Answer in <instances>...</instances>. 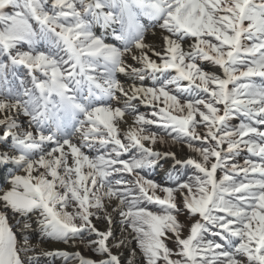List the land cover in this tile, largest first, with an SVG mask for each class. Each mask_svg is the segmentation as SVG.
I'll return each mask as SVG.
<instances>
[{
	"label": "snow or ice",
	"instance_id": "snow-or-ice-1",
	"mask_svg": "<svg viewBox=\"0 0 264 264\" xmlns=\"http://www.w3.org/2000/svg\"><path fill=\"white\" fill-rule=\"evenodd\" d=\"M154 28L160 50L145 42ZM0 146L15 165L3 209L103 259L55 255L122 264L113 247H127V264H264V0H0ZM169 158L193 174L169 173L172 186L144 174ZM30 251L0 211V264Z\"/></svg>",
	"mask_w": 264,
	"mask_h": 264
},
{
	"label": "bare ground",
	"instance_id": "bare-ground-1",
	"mask_svg": "<svg viewBox=\"0 0 264 264\" xmlns=\"http://www.w3.org/2000/svg\"><path fill=\"white\" fill-rule=\"evenodd\" d=\"M107 30L108 29H103V31L105 33H106ZM145 42L148 43V44L155 45L156 49L160 50L163 47V43H164L163 40H162L161 30L159 28L150 29L145 35ZM128 63H134V62L129 60ZM215 69H218V67H215ZM120 78H121L122 81H125L126 83H130L131 82V81H127L126 78L122 74L120 75ZM21 119L25 120L26 118L21 117ZM125 120H127L129 124H131L132 121H133L132 117H130L129 115L125 116ZM120 127L123 129L125 127V125L122 124V125H120ZM169 145L171 146V148L169 147ZM164 147L165 148L169 147L171 150L177 151L178 158H180V159L185 158L186 155L191 154L186 146H182L180 144H176V145L168 144V145H165ZM162 148H163V146H162ZM0 150H3V146H0ZM173 163H174V161L171 160L170 158L165 161V165H167V166H170ZM12 165L15 168L14 163L11 162V161L7 162L6 164L0 163V183L3 182L6 177H8V173H10L11 171L7 172V170L8 169L10 170V167H12ZM10 212H12V211L10 210ZM17 215L12 214V218L14 219V223H16L17 220H19V222L16 223V225H15V228H16L19 236L24 237V236H26V235H28L30 233L31 234H36L37 237L44 236L39 224L36 222V216H33L31 218V220L29 221V223L31 224V227L29 229L24 230V229L21 228V225L24 223V220L20 221V219H17ZM113 215H114V219H115V223L112 225V230H113V233H114V237L116 239H120L122 237V234L123 235H127V232H123L122 233V228L124 226H122L121 223H120V219L121 218L119 217V215L115 214V213ZM18 217H19V215H18ZM93 223L96 224V226L101 231H106L107 228H108L107 222L104 221V220L95 219V220H93ZM186 234H187V232L185 231V235ZM29 238L28 239H29V243H30L31 246L33 245V247H34V245H35L37 248L39 247L43 251V252H38V253H30L29 255H27V257H32V259L29 260L30 264H45L46 261L44 260L45 259L44 257H49V255H45V253H53V252L59 251V250H67V251L72 250V249L76 250V248H73V247H70V246H65L62 242H60L58 240L57 241H46V242H43L41 240L38 241V239H36L35 237H34V239L32 237H29ZM89 239H97V237L94 236V235H90ZM110 241L111 242L112 241L115 242V240H112V239H110ZM110 244H113V243H110ZM133 244H134V241L132 242L131 247H132ZM117 252L121 253L122 264L123 263L127 264V259H128L129 255H130L129 249L127 247H125V248H122V249H118ZM92 255H94V256H92ZM88 256L89 257H94V258L96 257L95 259H97V260L103 258L102 256L96 255L93 252H90V254ZM139 260H140V257L138 256L137 257V264H139ZM67 264H79V263H78V261H72V262H69Z\"/></svg>",
	"mask_w": 264,
	"mask_h": 264
},
{
	"label": "rangeland",
	"instance_id": "rangeland-1",
	"mask_svg": "<svg viewBox=\"0 0 264 264\" xmlns=\"http://www.w3.org/2000/svg\"><path fill=\"white\" fill-rule=\"evenodd\" d=\"M203 66H204V68L206 69V70H209V67H208V63L206 64H203ZM210 71H216V72H218L219 71V73H221L222 74V71L218 68V69H215V67L213 68V69H210ZM119 78H120V76H119ZM121 79V78H120ZM125 116H128V114H126ZM130 117H132L131 115H129ZM132 119H133V117H132ZM238 123V122H237ZM162 146H163V148H162ZM165 145H160V144H158V145H156L155 147H156V149L157 150H159V151H167V150H171L170 148H171V146L169 145V147L168 148H165L164 147ZM171 151H173V150H171ZM174 152H176L177 153V151H174ZM189 155H192V153L191 154H189ZM189 155H186V157L185 158H182V159H186L187 158V156H189ZM235 162H237V163H241V160H239L238 159V157L236 158V161ZM161 163H162V165H163V167H164V165H165V161H161ZM167 166V165H166ZM166 166H165V169H166ZM174 166H177L176 168H179V167H181V165H175V163H173V164H171L170 166H167V170L169 169V168H172V167H174ZM163 167H157L156 168V170H157V176H158V172H159V175H160V173H162V171H160V169H162ZM189 168H191V167H189ZM15 168H14V166L12 165V167H10V170L8 169L7 170V172H9V171H13ZM223 173L222 172H219L218 171V176H220V175H222ZM4 182V181H3ZM3 182H1V183H3ZM158 194H161L162 195V193H158ZM69 210L71 211L72 209H71V207L69 208ZM0 211H6L7 212V215H8V217H9V223H10V225H12V227H13V230L17 233V237H18V239L19 240H21V242H22V240H23V237L22 236H19V234H18V232H17V230H16V228H15V225H16V223H18L19 222V220H15L16 221V223H14V219L12 218V214H14V213H12V212H10V209H3V207L0 205ZM15 215H17V214H15ZM17 219H20V221L21 220H23L20 216L18 217V215H17ZM180 219L183 221V220H185V217L184 216H181L180 217ZM93 220H95V218H93ZM29 222V221H28ZM86 235H88L87 233H86ZM28 238L29 237H32L33 239H34V237L36 238V239H38V241H43V242H46V241H57V240H55V239H52V238H50V237H47L46 235H44V236H39V237H37L36 236V234H28V235H26ZM90 237V235H88V238ZM30 239V238H29ZM35 241V240H34ZM60 242H62L65 246H70V247H73V248H76V250H74V249H72V250H69V251H67V250H59V251H66V252H68V253H75V252H80L83 256H85L86 258H91V259H94V260H97V259H95L94 257H89L88 255L90 254V252H93V251H91V250H89L87 247H85L83 244H81L80 243V240L79 239H77L75 242H73V241H69L68 243H64L63 241H60ZM109 243H115V242H109ZM132 247L133 248H136V244H135V242H134V244L132 245ZM169 247H173V248H175V244L173 243V242H169ZM117 248H115V247H113V252L114 253H116L117 252ZM137 251L139 252V250H138V248H137ZM38 252H43L42 250H41V248H37L35 245H34V247H33V245H32V251H30V252H28L26 255L25 254H22V256H24V258H25V261H26V264H30L29 263V260L27 259V255H29L30 253H38ZM56 252H58V251H55V252H53V255H49V257H44L45 259V261H46V263L45 264H67V263H69V262H72V261H78V263H79V260L78 259H72V258H65V257H63V256H59V255H55V253ZM93 253H95V252H93ZM96 255H99V254H97V253H95ZM92 256H94V255H92ZM101 259H103V258H101ZM98 260H100V259H98ZM124 264V263H123ZM139 264H143V261H142V258L140 257V260H139Z\"/></svg>",
	"mask_w": 264,
	"mask_h": 264
},
{
	"label": "trees",
	"instance_id": "trees-1",
	"mask_svg": "<svg viewBox=\"0 0 264 264\" xmlns=\"http://www.w3.org/2000/svg\"><path fill=\"white\" fill-rule=\"evenodd\" d=\"M23 71V69H21V72ZM18 86V85H17ZM186 172V173H185ZM184 175H183V178H187L188 175H192L193 174V170L192 168H187V169H184ZM174 175H179V173H176ZM149 207L152 209V210H156V208L152 205H149Z\"/></svg>",
	"mask_w": 264,
	"mask_h": 264
}]
</instances>
